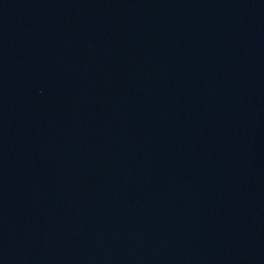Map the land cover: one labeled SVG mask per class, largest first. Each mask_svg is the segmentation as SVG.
<instances>
[{"label":"water","instance_id":"water-1","mask_svg":"<svg viewBox=\"0 0 264 264\" xmlns=\"http://www.w3.org/2000/svg\"><path fill=\"white\" fill-rule=\"evenodd\" d=\"M0 264H264V0H0Z\"/></svg>","mask_w":264,"mask_h":264}]
</instances>
